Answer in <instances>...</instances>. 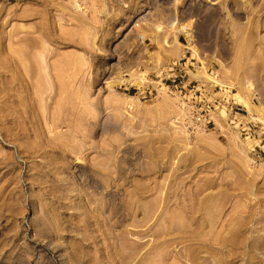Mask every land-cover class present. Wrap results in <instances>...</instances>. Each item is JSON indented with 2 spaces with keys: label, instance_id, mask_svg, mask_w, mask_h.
Masks as SVG:
<instances>
[{
  "label": "rangeland",
  "instance_id": "374dc122",
  "mask_svg": "<svg viewBox=\"0 0 264 264\" xmlns=\"http://www.w3.org/2000/svg\"><path fill=\"white\" fill-rule=\"evenodd\" d=\"M0 264H264V0H0Z\"/></svg>",
  "mask_w": 264,
  "mask_h": 264
},
{
  "label": "bare ground",
  "instance_id": "6f19581e",
  "mask_svg": "<svg viewBox=\"0 0 264 264\" xmlns=\"http://www.w3.org/2000/svg\"><path fill=\"white\" fill-rule=\"evenodd\" d=\"M9 48H10V47H9ZM28 55H29V54H28ZM11 58H12V57H11ZM35 62H36V61H35ZM17 63H18V62H17ZM32 76H33V75H32ZM39 79H40V78H39ZM39 79H38V80H39ZM126 80H127V79H126ZM39 81H40V80H39ZM134 81H135L134 79H133V80H128L129 83H133Z\"/></svg>",
  "mask_w": 264,
  "mask_h": 264
},
{
  "label": "built area",
  "instance_id": "2783aa9c",
  "mask_svg": "<svg viewBox=\"0 0 264 264\" xmlns=\"http://www.w3.org/2000/svg\"><path fill=\"white\" fill-rule=\"evenodd\" d=\"M201 116V115H200ZM202 117V116H201Z\"/></svg>",
  "mask_w": 264,
  "mask_h": 264
},
{
  "label": "crops",
  "instance_id": "0c3cea01",
  "mask_svg": "<svg viewBox=\"0 0 264 264\" xmlns=\"http://www.w3.org/2000/svg\"><path fill=\"white\" fill-rule=\"evenodd\" d=\"M181 44H183V43H181Z\"/></svg>",
  "mask_w": 264,
  "mask_h": 264
}]
</instances>
